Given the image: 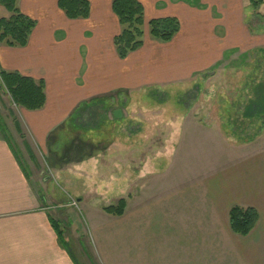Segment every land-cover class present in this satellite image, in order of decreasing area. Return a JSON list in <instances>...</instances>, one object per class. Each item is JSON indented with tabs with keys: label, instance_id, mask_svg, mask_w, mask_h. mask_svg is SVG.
Returning <instances> with one entry per match:
<instances>
[{
	"label": "crops",
	"instance_id": "obj_1",
	"mask_svg": "<svg viewBox=\"0 0 264 264\" xmlns=\"http://www.w3.org/2000/svg\"><path fill=\"white\" fill-rule=\"evenodd\" d=\"M137 1L146 22L178 20L179 31L170 42L151 38L146 28L141 48L120 59L113 45L121 32L113 0H87L89 16L78 20L68 19L58 0H18L17 8L35 28L24 48L0 43L1 70L44 85V108L20 109L18 131L29 140L25 146L45 156L62 145L74 149L86 178L96 173L103 183L104 174L94 170L98 156L82 155L92 152L94 143L83 139L84 133L88 137L79 118L86 111L78 114L83 107L99 105L100 116H113L118 109L106 107L112 102L128 101L130 109L151 105V92L183 91L234 55L264 53V32L252 34L244 24L250 0ZM8 16L0 6V19ZM150 108V122L169 110ZM167 123L175 126L170 118ZM28 157L27 163L0 133V264H264V145L184 186L160 188L159 193L155 187L152 197L133 209L126 200L121 217L93 214L88 222L92 245L86 243L88 235H76L75 242L69 237V219L64 225L51 215L39 184L32 181ZM233 206L254 208L259 215L247 237L230 230Z\"/></svg>",
	"mask_w": 264,
	"mask_h": 264
},
{
	"label": "rangeland",
	"instance_id": "obj_2",
	"mask_svg": "<svg viewBox=\"0 0 264 264\" xmlns=\"http://www.w3.org/2000/svg\"><path fill=\"white\" fill-rule=\"evenodd\" d=\"M243 1L249 3V0ZM213 9L215 13L218 7ZM253 10L246 7L243 11L244 24L252 34L264 32V24L257 25L264 21V10L260 6ZM263 82L264 53L247 56L239 53L214 74L202 75L188 89L151 92L147 101L151 105L138 102L140 105L130 109L125 104L128 101L112 102L106 107L121 111L122 117L118 120L108 114L100 116L99 105L89 106L88 110L83 107L78 113L80 116L86 111L85 116L79 117L88 134L85 138L84 133L83 139L94 143L92 152L85 151L82 155L98 156L94 170L97 168L104 174V183L97 179L96 173L91 175V180L86 178L76 163L79 156L74 149L69 152L62 145L51 151L48 158L41 149L27 148L29 140L22 139L23 134L20 136L18 131L20 108L3 91H0V121L18 155L27 163L28 156H32L30 175L39 184L51 215L63 220L64 225H68L65 221L69 219L72 225L69 237L76 242L79 239L76 235H88L86 243L90 245L88 222L93 214L105 216L104 207L124 199L128 201V209H133L150 199L151 189L155 187L159 193L160 188L184 186L260 149L264 145V115L249 119L244 111L254 99L256 86ZM151 106L169 110L164 117L153 116L154 122H150L152 116L147 114V107L151 109ZM169 118L175 126H169ZM249 142L251 145L247 146ZM72 192L75 194L71 195ZM88 264L94 262L90 260Z\"/></svg>",
	"mask_w": 264,
	"mask_h": 264
},
{
	"label": "trees",
	"instance_id": "obj_3",
	"mask_svg": "<svg viewBox=\"0 0 264 264\" xmlns=\"http://www.w3.org/2000/svg\"><path fill=\"white\" fill-rule=\"evenodd\" d=\"M18 0H0V6L8 13V18L0 19V43L11 48L26 47L35 28V22L23 15L17 8ZM253 9H258L261 0H250ZM58 8L70 20L87 19L90 7L87 0H58ZM112 11L121 27L120 34L114 38L113 45L120 59L137 51L143 44L145 28L151 38L164 43L170 42L178 33L180 25L176 19H144V10L137 0H113ZM0 91L6 93L16 107L25 111L42 110L46 103L44 85L18 73L0 69ZM264 115V82L256 86L254 99L245 107L246 118H261ZM19 130V129H18ZM0 133L8 140L7 132L1 125ZM126 209V201L106 206L103 212L109 216L121 217ZM259 215L254 208L233 206L228 212L230 230L247 237L258 223ZM61 238V233H59ZM63 244V240H62Z\"/></svg>",
	"mask_w": 264,
	"mask_h": 264
},
{
	"label": "water",
	"instance_id": "obj_4",
	"mask_svg": "<svg viewBox=\"0 0 264 264\" xmlns=\"http://www.w3.org/2000/svg\"><path fill=\"white\" fill-rule=\"evenodd\" d=\"M121 117H122V113H121L120 110H115V111L113 112V118H114L115 120H118V119H120Z\"/></svg>",
	"mask_w": 264,
	"mask_h": 264
}]
</instances>
